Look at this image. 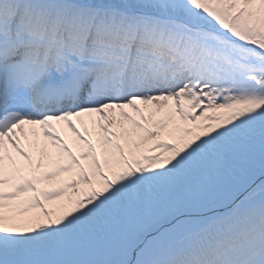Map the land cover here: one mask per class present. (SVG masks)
<instances>
[{"label": "snow or ice", "instance_id": "1", "mask_svg": "<svg viewBox=\"0 0 264 264\" xmlns=\"http://www.w3.org/2000/svg\"><path fill=\"white\" fill-rule=\"evenodd\" d=\"M0 264H264V0H0Z\"/></svg>", "mask_w": 264, "mask_h": 264}, {"label": "rangeland", "instance_id": "2", "mask_svg": "<svg viewBox=\"0 0 264 264\" xmlns=\"http://www.w3.org/2000/svg\"><path fill=\"white\" fill-rule=\"evenodd\" d=\"M57 127L59 128L61 126L58 125ZM38 187L43 189V188H49L51 187V185L48 182H45V183H41L40 185H38ZM46 206L49 208L50 211L55 212V208L53 207V204L50 203V204H47Z\"/></svg>", "mask_w": 264, "mask_h": 264}]
</instances>
